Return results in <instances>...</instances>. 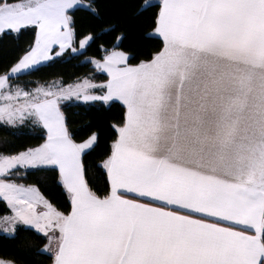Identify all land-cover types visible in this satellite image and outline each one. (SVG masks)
<instances>
[{
  "label": "snow or ice",
  "instance_id": "obj_1",
  "mask_svg": "<svg viewBox=\"0 0 264 264\" xmlns=\"http://www.w3.org/2000/svg\"><path fill=\"white\" fill-rule=\"evenodd\" d=\"M121 7L123 24L101 0H0V40L34 33L0 73V127L44 133L0 152V234L45 241L0 264H264V0ZM93 45L98 83L14 82ZM70 101L120 109L96 162L100 132L76 138Z\"/></svg>",
  "mask_w": 264,
  "mask_h": 264
},
{
  "label": "trees",
  "instance_id": "obj_2",
  "mask_svg": "<svg viewBox=\"0 0 264 264\" xmlns=\"http://www.w3.org/2000/svg\"><path fill=\"white\" fill-rule=\"evenodd\" d=\"M102 7L105 12V20L109 22H119L123 24L127 15V9L121 7V0H101ZM82 22L87 23L86 18H82ZM106 26V25H105ZM134 39L139 40L142 33L137 31L133 34ZM34 38V33L31 29L25 30L19 40L4 39L0 40V73L6 68H9L20 55L23 50L31 43ZM113 40L112 35H105L102 41L110 43ZM127 43V42H126ZM97 45L89 48L84 56L75 59H59L54 64L48 67H42L39 71H34L30 75L20 76L15 83L20 84L25 88L36 86V82L47 83L56 78H63L64 83H73L77 77L94 78L95 82H100L106 76L97 73L93 66L89 63H81L87 57L97 55ZM69 106L64 110L68 116L71 130L75 133L77 139L87 138L92 131L100 132V146L95 150L92 156L89 157V162H96L107 149L112 136V130L109 127L110 122L115 118H119V107L111 110L106 107L95 105H84L75 102H65ZM11 132H16L17 135H11ZM43 130L26 123L17 129H5L0 127V152L9 154L24 150L26 147L35 146L43 142ZM26 182H34L31 177ZM51 183V181H49ZM44 189H42L43 191ZM46 195L49 193L46 191ZM10 212L6 204L0 201V215ZM31 244L32 246H40L45 241L41 234L34 230L28 232H20L17 240L6 238L0 234V255L7 254L9 256L16 255L19 259H24L17 250V245L20 242Z\"/></svg>",
  "mask_w": 264,
  "mask_h": 264
},
{
  "label": "crops",
  "instance_id": "obj_3",
  "mask_svg": "<svg viewBox=\"0 0 264 264\" xmlns=\"http://www.w3.org/2000/svg\"><path fill=\"white\" fill-rule=\"evenodd\" d=\"M97 73H99V72H97ZM99 74H101V73H99ZM102 75L106 76L105 74H102ZM72 102H75V101H72ZM75 103H81V104H83L82 102H75Z\"/></svg>",
  "mask_w": 264,
  "mask_h": 264
},
{
  "label": "rangeland",
  "instance_id": "obj_4",
  "mask_svg": "<svg viewBox=\"0 0 264 264\" xmlns=\"http://www.w3.org/2000/svg\"><path fill=\"white\" fill-rule=\"evenodd\" d=\"M26 123H30V122H26ZM31 124V123H30Z\"/></svg>",
  "mask_w": 264,
  "mask_h": 264
}]
</instances>
